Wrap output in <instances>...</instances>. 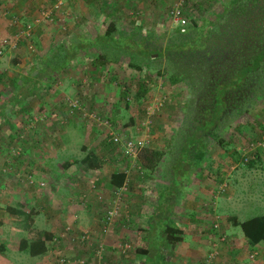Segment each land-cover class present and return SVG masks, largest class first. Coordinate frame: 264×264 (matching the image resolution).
I'll list each match as a JSON object with an SVG mask.
<instances>
[{
    "label": "rangeland",
    "instance_id": "1",
    "mask_svg": "<svg viewBox=\"0 0 264 264\" xmlns=\"http://www.w3.org/2000/svg\"><path fill=\"white\" fill-rule=\"evenodd\" d=\"M30 1L34 6L27 10L16 7L12 10L10 2L7 11L1 10L6 3L0 6V25H5L0 28V40L17 38L20 43L10 49L4 46L0 54V104L6 100L10 104L0 111L4 112L0 117L2 264H55L54 256L59 251L67 258L81 255L79 234L83 230L98 234L103 208L108 207L106 201L117 191L110 189L111 176L121 171L122 182L130 186L119 196L121 214L129 215L130 225L125 228L122 219H118V226L101 238L103 250L123 235L134 241L136 229L145 223L154 200L151 193L142 194V187H156L169 155L163 156L153 175L138 180L134 173L137 154L127 157L119 145L107 141L106 131L98 122L106 116L112 131L121 137L143 140L147 147L164 150L169 135L174 134L179 141L181 117L188 115L179 105L189 98V91L169 81L168 64L164 57L154 54L146 58L143 54L100 45L96 54H103V59L89 62L79 52L66 71L57 73L53 79L48 74L52 65L49 62L59 59L54 58V50L58 48L60 56L63 48L79 35L91 38L102 32L107 12L118 28L126 32L168 37L176 27L166 15L174 0H96L92 1V8L87 7L85 0H62L58 7L54 6L56 0ZM221 1L185 0L184 11L188 20L197 21L207 12L219 11ZM112 4L115 11L110 10ZM60 6L64 8L58 9ZM24 23L30 27L29 34L16 37ZM21 57L26 58L23 66L19 65ZM40 64L46 69L33 78ZM139 86L146 89L137 103L134 97ZM16 92L26 94L16 104L18 108L11 106L15 105L16 99L11 96ZM121 94L128 98L127 107ZM252 107L219 131L221 143L212 142L207 148L198 179L191 183L182 203L185 212L195 211L194 219L185 216L178 222L185 233L193 229L196 232L188 233L182 242L166 250L168 264H201L209 258L208 253L216 251L210 258L212 264L222 251L218 243L223 242V247L229 244L226 231L230 230L231 217L243 220L264 212V104L254 103ZM81 146L97 156V169L84 172L78 165L63 166L67 158H80L85 153ZM232 151L250 158L258 154V160L254 167L245 168L234 161ZM172 200L178 203V198ZM6 206L30 211L31 227L53 234L56 241L49 246L53 249L49 256L30 257L17 250L19 238L30 234L16 227L15 222L21 217L9 214ZM192 221L200 224L193 228ZM210 242L214 245L210 246ZM230 249L224 248L226 256H231ZM239 249L246 250L245 246ZM84 256L88 264L95 261L92 248ZM133 257H125L126 262H137ZM117 259L116 254L108 257L111 264H117Z\"/></svg>",
    "mask_w": 264,
    "mask_h": 264
},
{
    "label": "trees",
    "instance_id": "2",
    "mask_svg": "<svg viewBox=\"0 0 264 264\" xmlns=\"http://www.w3.org/2000/svg\"><path fill=\"white\" fill-rule=\"evenodd\" d=\"M174 2L175 0L167 8V17H169L168 10ZM184 5L185 0H181L180 14L185 17V24L176 26L166 38L162 35L156 38L143 36L137 31L126 32L118 28L107 12L103 19L105 27L102 32L91 38H83L79 35L80 38L70 42L65 49L63 48L64 52L60 56L56 48L54 58L59 59L49 62L52 65L48 74L50 73L53 79L57 73L66 71L79 52H81V57L90 60L89 62L94 63L103 59V54H96V49L100 45L115 50L135 52L136 55L143 54L146 58L154 54L158 58L164 57L168 64L167 74L171 75L169 81L179 83L190 93L189 98L184 99L179 105L180 109L188 114L181 117L183 123L178 126L179 141L177 142L176 136L171 134L166 138L164 150L147 147L148 145L145 144V147L137 152L134 163L137 169L134 173L139 178L138 180H146L153 175L156 168L162 164L160 161L163 162V156L169 155L167 166L161 171V181L157 182L156 187L154 189L150 186L142 187L143 195L151 193L154 198L147 212L145 223L136 229L134 241L126 235L121 236L117 243L102 250L100 258H95L93 264H111L108 261L110 254H116L119 257L117 264H129L126 262L128 255H134L133 258L137 259V262L130 264H168L166 250L182 242L188 233L196 232L193 229L185 233L182 228L178 227V222L179 218L194 219L195 211L191 209L185 212L182 203L187 189L194 179H198L202 162L206 158L207 148L212 142L221 143L219 131L228 126L232 120L253 109L254 103L264 104V0H222L219 11L207 12L197 21L188 20ZM112 6L115 7L112 4L111 8ZM42 58H40L41 62ZM41 65L35 68L37 72L33 78L42 75V70L46 69L44 65ZM145 89V86L138 87L134 97L137 103L143 97ZM121 93H125L123 89ZM18 94L16 92L11 96L16 99L15 105L11 106L16 108H18L16 104L26 98V94ZM122 94L121 97H123ZM123 98L124 107H127L128 98L125 95ZM7 103L8 100L0 104V111ZM78 106L81 104L79 103ZM71 107L77 106L71 105ZM72 108H68L69 111H72ZM3 113L0 112V117ZM103 119L110 121L106 116ZM81 149L85 153L80 158H67L63 166L78 165L84 172L97 169L99 167L97 156L86 151L84 146H81ZM231 155L238 165L248 169L254 167V163L258 160V154L250 158L247 154L240 155L232 151ZM122 179V171L118 174L114 173L111 176V187H119ZM125 187L129 189L130 186L125 182ZM172 198H178V203H174ZM5 208L9 214L21 217L15 222L16 227L30 234L28 237L19 238L17 250L30 257L45 254L49 247L47 242L53 237L52 233L47 230L33 229L30 211L11 206ZM127 208L125 207L126 211ZM105 212L104 208L98 234L95 235L91 231L92 245L82 247L80 243L82 248L79 251L83 255L70 259L84 258L88 264V259L84 254L88 255L90 248L94 252L97 244L102 242L103 235L100 234V226L103 223ZM128 212L130 213L129 209ZM121 213L120 211L117 214L112 229L118 226L120 219L125 228L129 227V215L122 216L126 212ZM231 222L232 225L239 226L248 244L264 242V212L251 214L243 220L231 217ZM191 223L195 228L200 221L197 224L195 221ZM182 226L187 228L188 225L183 224ZM219 236L220 234L215 235V239L217 240ZM118 243H127L129 247L122 253L115 247ZM209 245H214V243L210 242ZM204 261L201 264H204ZM208 264H211V260ZM212 264L219 263L213 260Z\"/></svg>",
    "mask_w": 264,
    "mask_h": 264
},
{
    "label": "built area",
    "instance_id": "3",
    "mask_svg": "<svg viewBox=\"0 0 264 264\" xmlns=\"http://www.w3.org/2000/svg\"><path fill=\"white\" fill-rule=\"evenodd\" d=\"M62 4V0H56L54 6L58 7L59 5ZM180 6H181V0H178L174 2L170 9L168 10V18L174 25L179 26L182 24H185L186 19L183 15L180 14ZM30 31V27L28 24L24 23L23 28L16 33V37H19L21 35H28ZM17 38H15L13 41L7 40V39H1L0 40V54L2 53V49L5 48L4 46H7L8 49L14 48L17 43ZM30 48V46H29ZM98 120V118H97ZM98 125H102L103 128L105 129V137L107 141L110 143H113L115 145H119L121 147V150L123 151L124 154H127V157L130 155H133L132 158L137 154L138 150L141 149L143 146L145 147V142L143 140H134L133 138H124L118 135L116 132L112 131L111 126L109 125V122L107 120H104L102 122H98ZM144 144V145H143ZM131 157V156H130ZM135 165V164H134ZM135 169H137L134 166ZM127 171V170H125ZM125 182L123 181L122 184L119 187H111L110 189H117L115 192V195L109 198L106 202L108 203V207H106V212L105 216L103 217V223L100 226V234L104 235L107 232H109L112 229L113 222L115 221L117 214L122 211V204L120 201L119 196L121 195L120 193L123 191H126L125 187ZM65 230H68V228H65ZM80 236L78 237V241L83 245L91 246L92 245V240H91V232L89 230H83L79 234ZM56 241V238L53 236L52 239L47 242V246H50L51 243H54ZM95 241V240H94ZM103 242H99L97 244V247L95 248L93 252V257L94 259H99L100 258V253L103 250ZM115 247L119 249L122 253L128 249L129 245L127 243L125 244H116ZM53 249L48 247L47 251L45 252L46 256L50 255V252H52ZM128 251V250H127ZM213 254H216V251H213L212 253H209L208 256L209 258L205 260L204 264H208L210 258L213 256ZM253 257L252 254L249 255V258L251 259ZM55 264H85L86 259L84 258H79L77 260H72L70 258H67L61 251L57 252L54 256ZM87 264V263H86Z\"/></svg>",
    "mask_w": 264,
    "mask_h": 264
},
{
    "label": "crops",
    "instance_id": "4",
    "mask_svg": "<svg viewBox=\"0 0 264 264\" xmlns=\"http://www.w3.org/2000/svg\"><path fill=\"white\" fill-rule=\"evenodd\" d=\"M85 1H86V3H88L87 7L92 8L91 7L93 5L92 1H96V0H85ZM158 1H160V0H158ZM7 2H10L13 5L12 10H14L15 7H16V9L27 10V9H30L31 7L34 6L32 4L33 2H31L30 0H25V1H23V0H3L1 2L0 6H2V4H5V3L6 4H5V7L1 8V10L7 11V9H5L7 6H9V5H7L8 4ZM164 2H166V1H164ZM97 3H98V1L94 5H96ZM63 8L64 7L60 6L58 9H63ZM99 8L100 7L98 6L97 9H99ZM113 9H115V8H113V6H112V8H110V10L115 11ZM90 22H92V21H90ZM1 26L3 27L5 25L1 24L0 28H1ZM13 31H15V30H13ZM10 34H11V32L9 33V35ZM18 44H20V43H18ZM20 46L17 48V51H18V49H20ZM20 55H22V52ZM18 59L20 60V63H19L20 66L25 65L24 59H26V58L21 57ZM21 73H23V71ZM102 208H103V206H102ZM103 210H104V208H103ZM180 219H185V218H179V220ZM236 219L239 220L238 218H236ZM228 227L230 228V230H229V232L228 231H226V232H227V235H229V236L226 238L228 239L229 244L226 243L225 244L226 246L223 247V242L218 243V247L219 248L221 247L220 250H222V251H221V254H219L217 257L216 256L214 257L215 263H219V264H225V263L226 264H264V242L260 241L254 245H250L247 243L246 238L242 234V231L237 228L239 226H234V225H232V222H231V225ZM108 241H111V239L108 238ZM220 244H221V246H220ZM228 246L231 249H233V250L230 249V255L231 256H229V254L226 256V253L224 252V248H226ZM239 246H241L242 248L245 246L246 250L245 251H242V249L240 250ZM234 247L236 249H234ZM250 254L253 255V257L251 259L249 258ZM0 264H2V262H0Z\"/></svg>",
    "mask_w": 264,
    "mask_h": 264
},
{
    "label": "clouds",
    "instance_id": "5",
    "mask_svg": "<svg viewBox=\"0 0 264 264\" xmlns=\"http://www.w3.org/2000/svg\"><path fill=\"white\" fill-rule=\"evenodd\" d=\"M4 49V48H3ZM2 54V53H1Z\"/></svg>",
    "mask_w": 264,
    "mask_h": 264
}]
</instances>
